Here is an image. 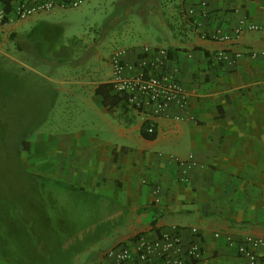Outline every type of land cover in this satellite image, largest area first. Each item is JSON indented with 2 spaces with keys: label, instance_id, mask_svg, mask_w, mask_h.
Returning <instances> with one entry per match:
<instances>
[{
  "label": "crops",
  "instance_id": "crops-1",
  "mask_svg": "<svg viewBox=\"0 0 264 264\" xmlns=\"http://www.w3.org/2000/svg\"><path fill=\"white\" fill-rule=\"evenodd\" d=\"M141 1L158 4L168 44L131 45L123 60L138 61L145 46L166 49L186 108L172 105L151 118L155 138H144L145 115L121 103L109 113L95 93L110 83L111 67L90 96L106 132H65L33 148L29 166L46 180L47 210H36L34 190L29 217L22 216L19 193L13 215L0 205V264H20L6 254L2 231L20 235L22 223L36 232L59 231L55 237L67 238L80 264H113L107 251L130 246L139 235L155 239L178 228L187 244L194 239L191 227L202 250L193 264H250L234 244L245 235L264 236V33L243 30L234 37L233 31L241 21L264 26V0ZM0 10L6 11L2 2ZM16 22L1 31L14 32ZM215 30L230 38L212 39ZM217 51L226 61L214 59ZM189 155L195 164L179 165ZM256 252L254 264H264V248Z\"/></svg>",
  "mask_w": 264,
  "mask_h": 264
},
{
  "label": "rangeland",
  "instance_id": "rangeland-1",
  "mask_svg": "<svg viewBox=\"0 0 264 264\" xmlns=\"http://www.w3.org/2000/svg\"><path fill=\"white\" fill-rule=\"evenodd\" d=\"M152 2L86 0L17 21L14 32L0 29V205L10 215L18 193L22 216L31 215L32 190L40 204L36 210H47L41 193L45 178L29 166L39 142H54L65 132H106L90 96L94 84L109 76L111 54L131 45L168 44L158 4ZM21 225L20 235L2 231L6 254L18 263L61 264L58 260L67 258L62 264L81 263L67 238L55 237L59 231Z\"/></svg>",
  "mask_w": 264,
  "mask_h": 264
},
{
  "label": "built area",
  "instance_id": "built-area-1",
  "mask_svg": "<svg viewBox=\"0 0 264 264\" xmlns=\"http://www.w3.org/2000/svg\"><path fill=\"white\" fill-rule=\"evenodd\" d=\"M86 0H16L10 11L0 10V29L15 21H23L34 15L48 13L55 7H78ZM193 10L188 11L191 16ZM243 30L261 31L264 26L239 22L233 35L237 37ZM212 39L225 41L230 37L215 30ZM205 37V35H203ZM126 50H116L111 54L110 65L112 67L111 80L113 91L124 94L126 103L133 110L146 116V131L153 133V117L165 113L172 105L180 109L187 106V97L183 86L179 83L174 68L168 66V52L166 49L143 47L142 57L128 63L123 60ZM243 53L238 52L231 58V63L240 58ZM250 56L255 57L254 52ZM217 62L226 61L223 51L214 54ZM195 164L192 155L186 161H179L184 166ZM180 229L172 233L163 234L155 239L139 235L132 245L118 249H109L106 257L113 264H193L202 253L199 243L194 240L198 235L196 227L189 229L194 239L184 244L179 236ZM218 237V233H214ZM229 240V238H227ZM233 241L230 242V245ZM236 252L247 259L250 264L257 260V249L264 248V236L245 235L234 244Z\"/></svg>",
  "mask_w": 264,
  "mask_h": 264
},
{
  "label": "trees",
  "instance_id": "trees-1",
  "mask_svg": "<svg viewBox=\"0 0 264 264\" xmlns=\"http://www.w3.org/2000/svg\"><path fill=\"white\" fill-rule=\"evenodd\" d=\"M11 1L12 0H0V2H2V4L4 5V8L6 9V11H10ZM113 92L114 91H113V87L111 83L100 84L95 89L96 94H101L103 96V105L105 106V108L107 109L109 113L112 111L113 107L118 103L127 105L126 97L124 94L116 93V92L113 93ZM146 126H147L146 123H144L142 126V129H141L142 136L146 139H154L156 135L155 128H154L153 133H148L146 131Z\"/></svg>",
  "mask_w": 264,
  "mask_h": 264
}]
</instances>
